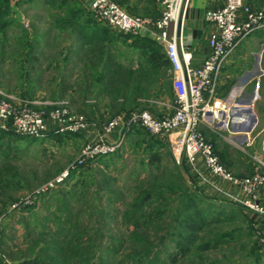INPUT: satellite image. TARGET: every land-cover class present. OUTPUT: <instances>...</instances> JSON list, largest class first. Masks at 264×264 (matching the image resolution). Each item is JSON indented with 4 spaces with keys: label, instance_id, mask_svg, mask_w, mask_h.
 <instances>
[{
    "label": "rangeland",
    "instance_id": "374dc122",
    "mask_svg": "<svg viewBox=\"0 0 264 264\" xmlns=\"http://www.w3.org/2000/svg\"><path fill=\"white\" fill-rule=\"evenodd\" d=\"M70 1L68 5L70 10L76 7L82 10L83 14H87L85 16L97 19V24L103 27L104 33L117 39L108 42L98 41L91 51L103 55L106 49L109 52L123 50L126 54L125 60H131L135 67L128 72L117 71L113 75L112 82L107 83L106 89L97 82L96 86L90 88L91 90L86 89V93L89 94L88 99L91 100L87 104L97 105L98 92L105 94L101 97L107 102L103 116H91L93 105L83 103L84 88L77 89L78 98L75 102L68 98V94H60V83L64 81L69 83V73L64 65V58L69 51L68 31L54 27L46 0L30 2L33 10L27 11L28 18L29 16L31 18L27 24L16 18V9L11 8L9 11L10 18L17 19L21 25L14 24L8 28L7 31L11 35L10 46L3 45L5 38H8L7 32L5 35L0 32L1 88L20 99L34 97L31 100L48 98L53 101H65L74 113L83 114L88 122L96 123L101 131L109 121L122 112L125 114L136 109H148L157 116L172 114L176 101L172 69L161 67L151 73L152 65L147 63V52L154 48L165 53L164 45L155 41L150 47L136 46L132 44V40L140 36L114 30L91 10L89 4L82 2L85 0ZM152 1L149 5L141 0L126 1L134 11L124 4L122 6L133 15L156 18L159 12L156 11ZM253 7L262 8L264 4L261 7L254 5ZM150 9L152 11L147 15L146 12ZM23 32H27L36 40L33 45L36 57L26 61L24 66H22V57L25 56V47L20 44L22 40L20 36ZM252 35L235 51L238 55L234 57L233 62L239 64L234 66L232 77L220 87L219 91L220 94L227 95L240 77L249 76V73H245L248 69L252 72L253 77L248 90L253 98L255 96L254 116H257L260 122L255 134H252L253 137L264 130V44H258L252 39ZM257 60L262 65L260 72L256 65ZM147 68L150 70L148 74ZM127 79L131 81L128 87H126ZM24 80L29 88H21ZM24 95L27 97L23 98ZM20 102L23 101H17L14 105L17 108L25 107V102L22 104ZM34 107L50 109L42 104ZM202 128L207 139L215 144L221 159L223 148H229L227 142L216 130ZM2 131L0 130V134ZM83 132L84 130L54 131L52 135L44 137L9 135L5 138V143H2L0 255L5 259L4 264L18 262L7 259L4 252L18 255V252L23 250L30 253L32 245L29 244L33 242L36 245L35 254L54 264L64 262L63 259L67 255L59 250L66 248L67 245L59 240L65 234L69 235V240L74 236H84L82 240L85 249L92 245V239L95 238L97 257L92 259L93 264H133L130 255L132 251L138 250L137 247H141L133 246L132 243L135 241L131 239V234L134 226L126 224L122 215L136 197V190H146L155 186L159 189L173 185L176 182L175 176L178 175V167L183 170L187 179L190 177L187 174L191 175L192 184L197 186L199 192L201 191L198 199L220 206L221 211L214 212L219 219H222L211 223L206 227L208 231L198 235L199 241L192 247L193 252L189 257L177 262L171 261L169 254L176 252L178 242L176 239L167 245H160L155 252H151L148 260L153 263L158 261L157 264H264V221L257 219L245 208L236 206L227 197L200 182L184 154L175 152L169 136L156 137L145 128L136 126L129 135L124 136L117 151L100 155L95 160L85 162L84 168L76 170L77 167L80 168L77 164L83 148L90 141H95L86 139ZM262 134L255 136V144L243 145L246 152L244 150L241 152L245 158L252 156L255 161V153L264 141V132ZM149 143L151 146H148ZM229 150L239 152L233 147ZM157 152L161 153L162 158L151 164V156ZM66 170L70 174L65 181L54 190L47 192L50 193L51 199L49 201H45L46 197L38 199L42 194L36 193V190L61 176ZM27 197L34 198L32 204L25 205L21 209L13 207ZM109 211L115 214L114 219L107 216ZM151 227L152 224L149 229ZM26 231L34 234L28 242ZM220 236H223V243L216 248L215 241ZM151 239L156 243L159 242L158 238L153 237L149 241ZM147 240L148 238L144 242L146 243ZM73 258L74 256L70 257L69 261L74 260Z\"/></svg>",
    "mask_w": 264,
    "mask_h": 264
},
{
    "label": "built area",
    "instance_id": "2783aa9c",
    "mask_svg": "<svg viewBox=\"0 0 264 264\" xmlns=\"http://www.w3.org/2000/svg\"><path fill=\"white\" fill-rule=\"evenodd\" d=\"M156 2L159 9L156 18L133 15L114 0H90L89 5L114 30L146 36L164 45L174 74L175 110L172 114L157 116L148 109H136L113 118L104 126L97 141L85 145L77 165L117 151L125 136L124 131L140 125L156 137L169 136L175 152L184 154L200 182L264 221V204L261 202L264 158L254 156L257 163L254 173L239 177L221 161L215 144L202 130V127L212 130L219 127L227 130L225 138L240 148L244 149L245 143L248 146L252 144L249 134L254 128L244 132L246 142L242 143L238 134L229 133L232 105L219 94V86L229 57L252 34L264 31V7L254 8L245 0H224L219 7L208 8L205 19L217 25L218 33L209 41L208 57L201 65L194 66L192 53L183 38L177 37L178 19L181 15L185 18L190 0H180L179 13L176 11L178 0ZM17 101L25 102V107L17 108L14 105ZM40 104L50 109L34 107ZM89 124L84 115L74 113L65 101L20 99L0 87V130L21 136L44 137L52 131L81 132ZM117 129H122L118 141H108L107 135ZM201 164L208 168L213 178L201 169ZM69 174L66 170L37 189L36 193L54 190ZM33 201L34 198L27 197L13 207L21 209ZM22 203L24 205H20Z\"/></svg>",
    "mask_w": 264,
    "mask_h": 264
},
{
    "label": "trees",
    "instance_id": "16d2710c",
    "mask_svg": "<svg viewBox=\"0 0 264 264\" xmlns=\"http://www.w3.org/2000/svg\"><path fill=\"white\" fill-rule=\"evenodd\" d=\"M46 0L47 5L50 7L48 10L51 12V16L53 17V25L55 28L59 30H69L71 28L78 29L80 27H84L86 25L82 22L83 18H91L90 16H85L87 14H83L82 10H79L78 8L74 7L71 10L69 9V3L70 0ZM117 3H119L121 6L124 4L125 6L129 7L131 11H134V8L129 5V3H126V1L129 0H114ZM151 3V0H147V4L149 5ZM154 7H156V11L159 12L158 5L156 0L152 1ZM123 7V6H122ZM12 7V1L11 0H0V32H2L4 35L7 32L8 38H5L4 40V47L10 46V38L11 36L8 33V28L11 27L14 24H20L17 19L10 18L9 11ZM124 8V7H123ZM58 9V14L53 15L52 11ZM65 11H67L65 13ZM152 10H148V12H151ZM55 13V12H54ZM129 13H131L129 11ZM133 14V13H132ZM87 23V22H86ZM21 25V24H20ZM125 36V35H124ZM110 38V36H108ZM129 37V36H128ZM22 39L20 41L21 46L24 49V57H22V66L25 65L26 61H30L32 58L36 57L33 52V45L36 43L35 37H31L30 34H27V32H23L20 36ZM8 41V42H7ZM24 41V42H23ZM34 41V42H33ZM155 40L146 37V36H140L136 37L132 40V44L139 46V47H150L154 44ZM7 43V44H6ZM27 47V49H26ZM107 55L104 58L108 64L113 63V57H111V52H108ZM38 58V57H37ZM147 63H151V73L155 69H159L161 67H171L170 61L167 58L166 53H161L157 49H151L149 52H147ZM67 56L64 58V65H67ZM63 66V65H62ZM147 74L150 72V70L147 68ZM113 74L108 73V81L110 82L113 78ZM98 78L100 79L101 84L103 85V88H108L107 84L105 86L104 83V75L105 74H96ZM107 81V83H108ZM29 83H32L29 81ZM27 85V86H26ZM1 87V84H0ZM21 88H29L28 84L24 80L21 83ZM69 83L62 82L60 83V94L66 95L69 92ZM27 96L24 95L23 98ZM34 97L25 98L31 100ZM48 99V98H47ZM83 115V114H82ZM136 126L140 125H134L130 129L125 130V135H129L131 131L136 128ZM142 127V126H141ZM144 128V127H143ZM54 131L49 132L48 135H52ZM19 136L23 137L21 135H17L10 131H2V134H0V151L1 148H3L2 143L4 144V140L7 136ZM149 141V140H148ZM148 146H151V143L148 144ZM216 152L218 154V151L216 149ZM228 155V150L226 149L223 151L221 155V161L226 165V158ZM161 153L157 152L152 154L150 163L154 164L156 161L160 160ZM86 164H83L82 166L77 167L76 170H80L84 168ZM228 167V165H226ZM229 168V167H228ZM231 170V168H229ZM178 175L175 176L176 182L173 185H169L162 188L155 187H149L146 190H136V197L132 200V202L127 206V209L124 211L122 218L125 221L126 224H130L134 226V229L131 234V239H133V246H140L141 248L137 247L138 250L132 251L130 255V260H132L133 264H157L158 261H149V256L151 255V252H155L156 249L159 248L160 245H167V243L173 242L174 240H178L176 252L169 254V258L173 262H177L181 259L189 257L193 249L192 247L197 244L199 241L198 235H200L202 232L208 231L206 227L210 225L211 223L219 221V216L215 214V212L221 211L219 210L220 206L213 202H205L200 199H198V195L200 192L198 191L197 186L193 185L191 175L188 179L186 177V174H183V170L178 167L177 168ZM232 171V170H231ZM187 173V172H186ZM192 173V172H191ZM172 177V176H171ZM197 177V176H196ZM198 178V177H197ZM45 198V201H49L51 199L50 193H44L42 194L38 199ZM37 199V200H38ZM170 205V207H168ZM238 206V205H236ZM22 206L21 208H23ZM242 207V206H241ZM244 208V207H242ZM221 209V208H220ZM215 211V212H214ZM107 216H110L112 219L115 218V214L113 212H107ZM152 224V227L149 229L150 225ZM78 229V228H76ZM75 229V230H76ZM59 233V232H57ZM60 234V233H59ZM154 236H151L153 235ZM61 235V234H60ZM34 234L32 232L26 231V241H30L31 238H33ZM143 236V237H140ZM158 238L159 242L156 243L150 238ZM35 238V237H34ZM147 240L145 243L144 241ZM84 236H74L69 240V235L65 234L60 237V242L64 245H67L66 248H63L62 250H59L62 254H66L67 257H65L63 260L64 262H56V264H93L92 259H95L97 257V244L95 243V238L92 239V245L88 248L85 247L84 244ZM223 236H220L216 239L214 247H219V245H222L223 243ZM36 244V243H35ZM29 245H32L29 252L20 250L18 252V255H13L10 252L9 253H3L7 259L12 260H18L17 264H54L50 260H47L44 257L39 256L38 254H35L36 251V245L33 243H30ZM71 254L74 256V260H70ZM158 255V254H157ZM155 256V258L157 257ZM5 259L3 256L0 255V264H4Z\"/></svg>",
    "mask_w": 264,
    "mask_h": 264
},
{
    "label": "crops",
    "instance_id": "0c3cea01",
    "mask_svg": "<svg viewBox=\"0 0 264 264\" xmlns=\"http://www.w3.org/2000/svg\"><path fill=\"white\" fill-rule=\"evenodd\" d=\"M12 7L16 9L17 14L16 18L19 21L27 22L29 19L31 20L30 16L28 18L27 11H32L33 7L30 6V2L32 0H11ZM143 3L147 4V0H141ZM224 0H190L188 8L186 10L185 21H184V29H183V41L187 45L188 50L192 53V63L194 66H199L202 62L208 57L209 55V41L214 34L218 33V27L215 23L209 22L205 19V12L208 8L219 7ZM246 2L253 4L254 6H262L264 4V0H245ZM83 3L89 4L90 0L82 1ZM72 4V3H71ZM252 5V6H253ZM32 7V8H31ZM30 9V10H29ZM55 12V13H54ZM60 13L58 9L52 11V14ZM146 14H150V12H146ZM52 19V18H51ZM53 20V19H52ZM54 21V20H53ZM82 22L85 23L84 27H80L78 29L71 28L68 30V43H69V51L67 53V72L69 73V92L68 98L73 99V102L76 101L77 96V89L84 88L85 93L83 102L86 105H93L91 106V116H103L104 107L107 103L102 96L105 94L98 92V101L99 103L96 104H87L91 101L89 98L88 92L86 93V89L92 88V86H96L97 83H101L100 79L96 74H105L104 75V83L105 86L108 81L107 74H113L117 71L128 72L131 68H135L133 66V62L131 60H125L126 54L124 51H111V57H113L112 62L108 64L103 57L107 55V49L104 50L103 55L92 52L95 43L98 41H105L108 42L112 39L117 41L114 36L108 37L106 33H104L103 27L100 24H97V19L95 18H83ZM87 22V23H86ZM252 39L255 40L258 44H264V31L256 32L252 35ZM73 41V43H72ZM73 44V45H72ZM109 52V51H108ZM238 55L234 52L231 57L226 61L224 64L223 72L221 75L220 80V87L226 84L228 79L232 77V69L234 70V66L239 63H235L234 57ZM233 63V64H232ZM256 61V65L258 70L260 69L261 63ZM260 72V70H259ZM245 73H249V76H242L238 79V81L232 86L231 91L226 94H219L228 99L230 104L232 105V112H231V125L230 131L234 132V134H238L237 137L242 142H246V132L249 130V127L253 124V131L249 134L251 138L252 144L256 143L254 140L255 138L262 134L264 130L258 132V134L252 137V134H255V131L258 127L259 118L254 116L255 108L253 104L255 102V96L253 98L252 93L249 92V85L251 82V78L253 77L252 72L248 69ZM109 82V81H108ZM112 82V80L110 81ZM126 87L130 86L128 79L126 80ZM94 83V84H93ZM125 83V82H124ZM230 84V83H229ZM123 86V83L121 84ZM91 90V89H90ZM92 93V92H91ZM88 94V95H87ZM40 97V96H37ZM121 99V98H120ZM119 99V100H120ZM80 103V101H79ZM123 112L121 113V115ZM256 118V119H255ZM203 129V128H202ZM216 132H219L221 137L227 142L229 148H223V151L226 149L228 150V155L226 158V165L239 177L248 176L254 173L255 168L257 166L256 161H254L253 157L245 158L241 151H245V148H240L239 146L235 145L228 141L225 136V132L222 128L215 129ZM224 130V131H223ZM101 129L96 123H90L84 129L83 135L88 140H95L97 141L101 136ZM260 133V134H259ZM122 135V129H117L112 133L107 135V139L110 142H116ZM263 135V134H262ZM256 136V137H255ZM251 144V145H252ZM249 145V146H251ZM237 149L236 151L239 152H230L229 149L231 148ZM220 152V151H219ZM246 152V151H245ZM255 156H260L264 158V141L261 143V147L259 150L256 151ZM219 155V154H218ZM201 169L208 174L211 178H213L212 174L208 170V168L201 164ZM218 181V180H217ZM227 187H231L229 184H225ZM261 202L264 204V188L261 192Z\"/></svg>",
    "mask_w": 264,
    "mask_h": 264
},
{
    "label": "water",
    "instance_id": "95a60500",
    "mask_svg": "<svg viewBox=\"0 0 264 264\" xmlns=\"http://www.w3.org/2000/svg\"><path fill=\"white\" fill-rule=\"evenodd\" d=\"M184 21H185V18L183 15H181L178 19V23H177V37L178 38H181L183 36V29H184ZM256 119V118H255ZM255 122V121H254ZM254 122L253 124L249 127V131L252 130L253 128V125H254Z\"/></svg>",
    "mask_w": 264,
    "mask_h": 264
},
{
    "label": "bare ground",
    "instance_id": "6f19581e",
    "mask_svg": "<svg viewBox=\"0 0 264 264\" xmlns=\"http://www.w3.org/2000/svg\"><path fill=\"white\" fill-rule=\"evenodd\" d=\"M179 9H180V0H178L177 2V8H176L177 13H179Z\"/></svg>",
    "mask_w": 264,
    "mask_h": 264
}]
</instances>
